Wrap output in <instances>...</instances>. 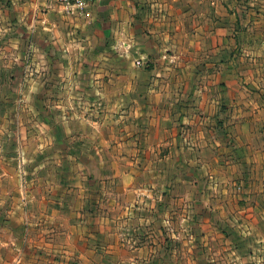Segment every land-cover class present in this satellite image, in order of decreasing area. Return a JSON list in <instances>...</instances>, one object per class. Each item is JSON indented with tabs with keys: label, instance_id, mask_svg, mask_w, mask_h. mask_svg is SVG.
Wrapping results in <instances>:
<instances>
[{
	"label": "crops",
	"instance_id": "obj_1",
	"mask_svg": "<svg viewBox=\"0 0 264 264\" xmlns=\"http://www.w3.org/2000/svg\"><path fill=\"white\" fill-rule=\"evenodd\" d=\"M21 67L34 101L15 135L1 123L0 264H155L211 231L234 253L239 218L264 225V0H0V72ZM31 137L56 147L33 149L45 189L17 161ZM186 259L158 264L245 262Z\"/></svg>",
	"mask_w": 264,
	"mask_h": 264
},
{
	"label": "rangeland",
	"instance_id": "obj_2",
	"mask_svg": "<svg viewBox=\"0 0 264 264\" xmlns=\"http://www.w3.org/2000/svg\"><path fill=\"white\" fill-rule=\"evenodd\" d=\"M28 56V54H27ZM20 69L16 68V72L11 75V80H9L10 75H5L0 72V101H2L5 106H2V109L0 108V130H1V123L7 120V125L9 128H11L12 134H14V130L16 131L18 127V121L21 119V122L23 123L26 116L31 113V111L27 110L26 107L21 103V101H34V98H31L32 100L29 99V93L24 90L23 84H24V77L26 76L25 73H23L24 67H21V72L19 71ZM46 93H51V91H47ZM43 92L37 93L36 101H47L42 98ZM46 118H49V112L45 115ZM33 135V134H32ZM14 138L12 137V145H14ZM28 140V144L25 143ZM47 139H38V138H32L31 139H26L24 141V146H27V151L26 153H18L17 156L19 157L17 161L20 163H24V161L29 164L27 170L25 171V175L29 176L30 178H27L25 176V183L28 180L29 182L31 181V188L33 186H39L41 185L42 188L45 189L43 180L45 178L44 173L38 174L36 176L37 171H33L32 167L33 164L36 163L37 161L40 160V156L36 157L34 156L37 152L33 151L34 146L35 150L39 148L38 146L41 144V142L44 144L42 147V150L45 149L46 152H51L54 150L56 147L53 145L47 143ZM46 145V146H45ZM19 151V150H17ZM44 151V150H43ZM11 154V153H10ZM21 171V170H20ZM24 180V176H23ZM242 219H238L237 222L240 226H234L233 229V234L227 235L228 239L230 242L234 243V253H232L229 249L224 250L223 247H225V238L224 235H218L211 237L213 235L214 231L207 232L205 234H208V239L205 237V234H197L196 241H197V246L195 251H188L184 253V251H180L182 254V257L186 258H195L199 259V261H205L207 260L209 262L210 258L213 259H226L230 257L234 258H240L245 261L244 264H264V225L263 222L258 219V221H254L253 225H241L240 221ZM225 219H215V223L219 224L221 227H226ZM20 224V223H19ZM218 226V225H217ZM198 229H196L197 232ZM243 230V231H242ZM248 232V233H247ZM212 233V234H210ZM231 239V240H230ZM212 243L215 245L217 248L216 250L213 249H208V250H202V247H204V243ZM247 246V247H246ZM166 246H163L162 249H160L157 252L156 258H158L157 262L155 264H158L161 260L162 257H170V259H173V263L176 260L177 256H181V254L178 255V251L176 252L173 251L175 248H168ZM34 254V251H30L29 253ZM216 260L209 262L210 264H216Z\"/></svg>",
	"mask_w": 264,
	"mask_h": 264
},
{
	"label": "built area",
	"instance_id": "obj_3",
	"mask_svg": "<svg viewBox=\"0 0 264 264\" xmlns=\"http://www.w3.org/2000/svg\"><path fill=\"white\" fill-rule=\"evenodd\" d=\"M55 1L71 9L83 10L89 7V5L95 4L101 0H55ZM86 13L89 14L88 12ZM136 63L140 64V61H137Z\"/></svg>",
	"mask_w": 264,
	"mask_h": 264
}]
</instances>
